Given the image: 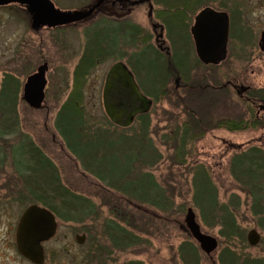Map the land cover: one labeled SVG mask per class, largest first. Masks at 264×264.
<instances>
[{
    "label": "rangeland",
    "instance_id": "obj_1",
    "mask_svg": "<svg viewBox=\"0 0 264 264\" xmlns=\"http://www.w3.org/2000/svg\"><path fill=\"white\" fill-rule=\"evenodd\" d=\"M55 1L64 10H74L87 6L92 0ZM140 11L141 9L136 11L135 20L144 24ZM28 24V18L19 6L0 8V89L6 75L12 76L18 87L15 117L18 126L16 131L4 140H7L6 143L9 145L7 147L12 148L27 137L31 139L55 164L64 187L93 205L91 212H87L85 216L71 215L73 223L60 224L61 227L55 237L81 235L85 231L82 227L85 223L93 232L90 234L91 237H110L105 231L112 223L128 233L127 237H121L119 241L123 247L119 252V264H212V262L218 264L219 253L227 252L244 256L247 261L257 259L264 262V205L257 208L252 205V198L247 192L242 191L230 176L226 165L231 157L246 153L251 148H260L264 151V127L250 129L243 128L242 125V129L231 128L230 132L217 128L218 122L223 121L226 116L230 118V122L245 123L243 117L246 106L237 98L234 91L231 89L226 106L223 104V98H220L222 95L219 96L221 99L219 104L216 102L218 100L215 98L216 94L214 99L205 94L201 95L195 101V105L193 98L195 95L184 99V107L197 111L198 116L206 117L199 124L200 137L203 128L210 131L204 135V139L193 141L191 147L184 148L172 136L168 137L171 140L162 139L181 121L176 98L166 99L167 101L164 100L154 108L153 122L148 132H142L137 123L125 130L110 127L109 131L114 132L113 137L115 132H118L122 137L137 136L136 139H143L141 143L146 141L150 144L148 146L144 144L147 146L143 150L146 152L145 158H139L136 154L131 174L129 172L122 174L127 169L125 164L120 168L113 166L110 156L102 151L100 141L97 140L87 144L70 141L71 149L76 152L75 161L63 145L65 139L57 134L54 122L72 86V74L87 45L89 37L86 29L91 23L84 27L38 33L32 31ZM138 40L133 44L127 36L121 38L117 55L103 58L85 78L82 90L83 112L87 119L86 133L83 134L85 138L87 134L92 136L91 132L97 135L101 133V129L107 130L109 125L106 124L107 119L101 104L104 75L115 59L129 64L135 59L139 64L138 55L148 50V45L145 41L140 43ZM257 57V62L247 67L245 71L248 80L240 83L264 90V54ZM43 63H47L49 67L46 75L45 103L41 110L34 111L21 101L22 87L26 78ZM141 65L147 72L154 70V65L146 58L141 60ZM141 65L136 66V71L139 79L144 81L141 75L144 69ZM224 68L222 66L220 72H223ZM230 68L234 75L243 73L244 67L232 65ZM150 74L148 77L155 79L154 73ZM151 82L155 84L154 80ZM145 83L148 85L147 81ZM199 93L197 91L195 94ZM184 116L185 119H191L189 114L185 113ZM10 122H14V117ZM63 136L67 137L68 133ZM219 137L226 138L235 147L242 145L243 149L240 151H236L235 148L227 149L219 143ZM65 143L68 144L67 141ZM127 148L123 149L125 154ZM119 160L122 163V159L116 157L120 165ZM105 161L109 162L107 166L103 165ZM83 162L107 178L97 180L91 174L93 172L89 173ZM198 162L209 173L210 182L217 194V212L209 210L202 212L199 207H195L193 179L198 168L194 166ZM10 163L9 159L8 165L0 169V237H14L18 213L20 218L22 212L32 205L27 203V200L25 202L22 200L24 197L21 195L25 193L23 183L16 176ZM124 174L125 177H122ZM125 190L131 194H124ZM158 194L161 195L160 199ZM221 208H226L233 214L236 221L235 231L228 228L229 232H225L220 225ZM188 209L195 214L201 232L218 240V254L216 252L212 255V260L201 253L197 244L189 238L184 226ZM254 210L260 213L255 214ZM119 215L122 217H118ZM252 230L261 238L255 247H250L246 243V236ZM193 254L196 255L197 262L190 256ZM0 255L2 264H19V257L11 246L6 253Z\"/></svg>",
    "mask_w": 264,
    "mask_h": 264
},
{
    "label": "flooded vegetation",
    "instance_id": "obj_2",
    "mask_svg": "<svg viewBox=\"0 0 264 264\" xmlns=\"http://www.w3.org/2000/svg\"><path fill=\"white\" fill-rule=\"evenodd\" d=\"M23 1L27 2H14L7 6H19L28 18L30 29L36 33L43 31H61L76 28L78 26L84 27L91 23V25L87 26V34L88 32H96L99 46H103L104 50L108 47L111 49V53L108 54L106 58L117 55L121 37H125L124 33L127 34L126 36L133 44L136 43L138 39L140 43L142 41L147 43L148 50L139 54L143 56L139 57V64H137L135 59L134 62H132L133 66L120 59H115L104 75L101 87L102 104L103 88L110 68L115 63H121L127 68L140 93L151 103L150 111L147 114L144 116H136L133 120L132 124L134 125L137 123L140 129H146V132H148L153 122L152 116L154 113L152 112L154 108L164 100L167 101L166 99L176 98L178 115L181 116V121L173 131H168L169 135L167 137L162 139L171 140V138L168 137L172 136L175 140L179 141L184 148L188 146L191 147L193 141L204 139V135L208 134L210 131L208 128H203L204 130L201 131L202 134L200 137L199 124H201L206 117H204V115L203 117L198 116L197 111H193L192 109L188 110V108L184 107V99L192 98L195 95L193 97L195 105V101L201 95L205 94L207 97H213V99L214 96L217 95L215 97L218 98L216 102L219 104L223 98V104L226 106L231 89L234 91L237 98L246 106L245 116L243 117L245 123H243V121L242 124L240 123L243 125V128L249 127L250 129H258L264 127V90L262 88H255L252 85H243L240 83L247 81L249 78L247 73H245L247 67L257 62L258 55L264 54V40H262L264 35V0H219L220 2H216V0H92L87 6L74 10L62 9L55 0ZM46 1L48 3H46ZM48 4H51L53 10H59L61 12L89 11L93 8L94 10L89 18L80 22L56 27H49L40 22L37 28L33 30L32 18L35 14L46 22L52 20L53 11ZM31 9L34 10L32 14L30 12ZM138 9H141L140 12L142 13L144 24L136 22L135 20L136 11ZM206 10L224 14L228 23L225 58L216 65H205L199 60L196 52L195 39L192 34V28L195 25L197 16ZM106 33L111 35V40L105 41L104 36ZM144 58L148 59L149 62L154 65V70L152 72H147L144 66L141 65V60ZM137 65H141L144 69V73H141L144 77V81L139 79L140 76L136 71ZM232 65L244 67L243 73L233 75L230 68ZM222 66L225 68L223 72H220ZM202 71L204 72L202 73ZM150 73H154L155 79L148 77L151 76ZM251 74L253 73L251 72ZM249 76L251 75L249 74ZM151 80H154V85ZM145 81L148 82V85ZM196 90L200 92V95L195 94L197 92ZM220 95L223 96L220 97L221 99L219 98ZM111 100L115 105L119 103L116 92H113ZM191 101H193V99H191ZM212 101L211 99V102ZM135 106L138 107V103H136ZM102 110L104 113L103 105ZM165 111H167V109ZM185 113L189 114L191 119H185ZM142 117H144V120H142ZM230 121V118L226 116L223 121L218 122L217 128L230 132ZM106 124L109 125L107 130L101 129L99 135L102 140H105L106 143L111 146L114 142H118L119 137H115V135H118V132H115L114 137L112 136L114 132L109 131L110 127L119 130L121 128L111 123L108 119ZM84 133H86V131ZM90 134L93 136V139H96L94 132ZM87 138L88 134L86 139ZM218 140L219 143L227 149L235 148L236 151L243 149L242 145L235 147L224 137H219ZM106 143H101L100 147H105ZM233 157H231L230 161H227L228 164L226 163V165H228V172L232 178L230 166ZM194 167H198L195 174L197 172H204L208 178L210 177L205 167L200 165L199 162L196 163ZM211 186L213 187L212 183ZM253 203L252 201V205ZM32 205L45 209L54 216L57 225L55 236L61 227L60 224L74 222L72 218H62L56 212L47 209L43 205ZM92 209L93 205L90 210ZM88 210L89 208L84 209L82 215L85 216ZM118 217L122 216L119 215ZM18 223L19 213L14 237H0V254L6 253L9 246H11L13 252L19 257V264H34L27 260L17 247L15 234ZM82 227L85 231H83L81 235H75L74 237L54 236L48 241L42 242L40 244L43 254L42 264H119V252L123 249L119 243L120 237H91L90 234L93 232L91 228L87 226V223ZM189 238L192 240L191 237ZM214 239L217 241V249L209 256L204 254L211 260L212 255L216 252L218 254V240L216 238ZM260 240L261 238L259 242ZM129 246L130 244L128 247ZM227 253H219L218 264H245L248 262L245 260L244 256L240 257L239 255L236 256L235 254ZM0 264H2L1 260ZM212 264H217V262H212Z\"/></svg>",
    "mask_w": 264,
    "mask_h": 264
},
{
    "label": "trees",
    "instance_id": "obj_3",
    "mask_svg": "<svg viewBox=\"0 0 264 264\" xmlns=\"http://www.w3.org/2000/svg\"><path fill=\"white\" fill-rule=\"evenodd\" d=\"M121 34V33H120ZM126 36L127 34L124 33ZM88 42L84 47V50L78 60L75 70L72 74V86L70 91L63 101L60 109L56 114V119L54 122L55 130L62 139H65L68 144L63 142L67 151L71 152L73 157L75 153L71 149L70 141L75 143H90L97 140L98 137L93 139V137L88 136L84 140V132L87 124V119L84 117L83 112V85L85 78L91 69H93L97 63H99L103 58L111 53L110 47L104 50L103 46L100 47L97 43L96 32H88ZM122 36V35H121ZM123 38V37H121ZM105 41L111 40V35L106 33L104 36ZM141 55H138L137 60ZM139 61V60H138ZM18 87L12 76L6 75L4 77L1 89H0V169L6 166L7 161L10 159V166L14 169L16 176L23 183V193L22 199L24 202L30 204H40L47 209L56 212L62 218H72L71 214L81 216L84 209L91 208V203L70 191L68 188L64 187L62 184L60 174L58 172L55 164L43 153V151L37 147L34 142L28 137L21 143L12 148L9 146L6 139L7 136L12 135L18 126L16 120V107H18ZM14 117V122H10L11 118ZM144 120V117H142ZM242 125L240 123L231 122V128L241 129ZM145 128V127H143ZM142 132H146V129H141ZM63 133V134H62ZM68 133V136H63ZM121 140V141H120ZM142 138L136 139L130 137H122L119 135L118 142L113 145L106 143L102 151L110 156L113 166L120 168L122 164L127 166V169L122 172L126 174H131V169L135 165L136 154L139 158H145L146 152L144 148H147L148 142L144 141ZM135 141H138L135 143ZM103 143L101 140L99 144ZM117 144V145H116ZM134 144V145H133ZM144 144H147L145 146ZM68 145V146H67ZM130 145V146H129ZM132 145V146H131ZM129 146V147H128ZM126 147L127 154L124 150ZM9 148V149H8ZM150 148V146H149ZM8 149V150H7ZM142 150L141 153L138 151ZM122 159V163H117L116 157ZM79 157H81L79 155ZM75 160V159H74ZM76 161V160H75ZM86 162H83L86 169L91 173L97 180H104L107 177L101 176L100 173L94 171L90 168ZM109 164L108 161L103 163L104 166ZM8 165V164H7ZM231 173L233 179L241 187L242 191L247 192L252 198L253 206L255 208L264 205V151L258 148H252L246 153L235 155L231 162ZM124 174L122 177H125ZM194 187V202L195 207H199L202 212L204 211H215L217 212V197L215 189L211 186L210 179L204 172H197L194 174L193 179ZM160 193V192H156ZM124 194H131L128 190L124 191ZM160 199L161 195L158 194ZM148 197V196H147ZM147 197H144L146 199ZM29 199V200H28ZM32 202V203H31ZM86 206V208H84ZM91 212V210H88ZM64 213V214H63ZM220 225L223 227L225 232L236 230V221L233 217L231 211L226 208L220 209ZM259 214L260 212H255ZM105 233L110 237H127L128 233L123 228L112 225L108 226ZM182 249V248H181ZM196 259V255H190ZM186 260L185 257H183ZM195 262H197L195 260ZM196 264V263H195ZM235 264V263H234ZM245 264H263L261 260L248 261Z\"/></svg>",
    "mask_w": 264,
    "mask_h": 264
},
{
    "label": "water",
    "instance_id": "obj_4",
    "mask_svg": "<svg viewBox=\"0 0 264 264\" xmlns=\"http://www.w3.org/2000/svg\"><path fill=\"white\" fill-rule=\"evenodd\" d=\"M23 0H0V6ZM46 3H48L46 1ZM52 20L46 22L35 14L32 18V29L35 30L40 22L49 27L66 26L89 18L94 10L61 12L53 10ZM31 14L34 12L30 10ZM228 23L224 14L210 10L200 13L192 28L196 43V52L199 60L205 65L219 64L226 54ZM264 37V35H263ZM262 37V40H264ZM48 65H40L36 72L27 77L22 88V101L32 110L38 111L43 107L46 87L45 75ZM113 92L117 94L119 103H112ZM102 103L105 115L109 121L123 128L129 127L134 118L149 112L151 103L139 92L132 75L121 63L114 64L107 73L102 94ZM138 103V107L135 104ZM184 225L189 236L198 244L201 252L209 256L217 249V241L202 234L196 223L195 215L188 209L184 218ZM56 222L54 216L45 209L29 206L22 213L16 229V242L20 253L34 264H42L43 254L40 244L55 236ZM259 235L250 231L247 243L255 247L259 243Z\"/></svg>",
    "mask_w": 264,
    "mask_h": 264
},
{
    "label": "crops",
    "instance_id": "obj_5",
    "mask_svg": "<svg viewBox=\"0 0 264 264\" xmlns=\"http://www.w3.org/2000/svg\"><path fill=\"white\" fill-rule=\"evenodd\" d=\"M58 134V133H57ZM58 135H60V134H58ZM64 145V144H63ZM65 146V145H64ZM66 150H67V148H66ZM69 154H70V156L73 158V156H72V154H71V152L69 151L68 152Z\"/></svg>",
    "mask_w": 264,
    "mask_h": 264
}]
</instances>
